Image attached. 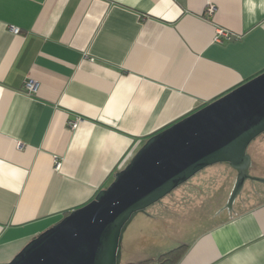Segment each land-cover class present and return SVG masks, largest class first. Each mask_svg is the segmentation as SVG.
<instances>
[{"label":"crops","instance_id":"1","mask_svg":"<svg viewBox=\"0 0 264 264\" xmlns=\"http://www.w3.org/2000/svg\"><path fill=\"white\" fill-rule=\"evenodd\" d=\"M263 71L264 0H0V264L151 136ZM232 206L177 264H264V183Z\"/></svg>","mask_w":264,"mask_h":264},{"label":"water","instance_id":"2","mask_svg":"<svg viewBox=\"0 0 264 264\" xmlns=\"http://www.w3.org/2000/svg\"><path fill=\"white\" fill-rule=\"evenodd\" d=\"M264 134V72L151 136L112 183L30 242L5 264H121L124 232L140 212L160 202L204 168L237 172L231 209L251 174L250 144Z\"/></svg>","mask_w":264,"mask_h":264},{"label":"rangeland","instance_id":"3","mask_svg":"<svg viewBox=\"0 0 264 264\" xmlns=\"http://www.w3.org/2000/svg\"><path fill=\"white\" fill-rule=\"evenodd\" d=\"M248 152L256 160H264V134L250 144ZM229 166L217 163L204 168L146 212L138 213L124 232L121 264L158 257L190 244L209 227L227 204L236 181V170ZM255 167L251 173H255Z\"/></svg>","mask_w":264,"mask_h":264},{"label":"trees","instance_id":"4","mask_svg":"<svg viewBox=\"0 0 264 264\" xmlns=\"http://www.w3.org/2000/svg\"><path fill=\"white\" fill-rule=\"evenodd\" d=\"M186 248H187V245L182 244V245H179V246H177V247H175V248H173L167 252L160 254L158 257L145 258V259L138 260L135 262H127L124 264H177L178 261L183 256V254L185 253Z\"/></svg>","mask_w":264,"mask_h":264},{"label":"built area","instance_id":"5","mask_svg":"<svg viewBox=\"0 0 264 264\" xmlns=\"http://www.w3.org/2000/svg\"><path fill=\"white\" fill-rule=\"evenodd\" d=\"M208 11L211 13L213 11V7H209ZM12 30L15 32V33H19L20 29L19 28H16V27H13ZM219 35H225L227 38H231V35L229 33H227L226 31H223V30H219L218 31V35L216 36V39H219ZM26 89L29 91V92H33L36 90V87H37V83L33 80H30V81H27L26 84ZM80 118H76L74 121H71L69 124H70V127L71 128H76L80 122ZM61 163L60 162H56V167H60Z\"/></svg>","mask_w":264,"mask_h":264}]
</instances>
